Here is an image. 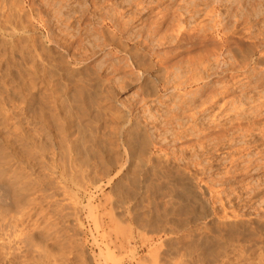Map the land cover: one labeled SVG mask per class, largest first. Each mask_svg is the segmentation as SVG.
Instances as JSON below:
<instances>
[{
  "label": "rangeland",
  "instance_id": "1",
  "mask_svg": "<svg viewBox=\"0 0 264 264\" xmlns=\"http://www.w3.org/2000/svg\"><path fill=\"white\" fill-rule=\"evenodd\" d=\"M46 1L52 150L0 142V220L32 230L0 264H264V0Z\"/></svg>",
  "mask_w": 264,
  "mask_h": 264
},
{
  "label": "bare ground",
  "instance_id": "2",
  "mask_svg": "<svg viewBox=\"0 0 264 264\" xmlns=\"http://www.w3.org/2000/svg\"><path fill=\"white\" fill-rule=\"evenodd\" d=\"M44 1V0H43ZM141 1V0H140ZM205 1V0H204ZM212 1V0H211ZM48 2V0L46 1ZM53 2V1H52ZM67 2V0H66ZM86 2V1H85ZM138 2V1H137ZM142 2V1H141ZM217 2V0H216ZM216 2H212L211 4H214ZM233 2V1H232ZM254 2V0H253ZM56 3V2H55ZM54 3V4H55ZM88 3V2H87ZM210 3V2H209ZM69 4V2H68ZM140 4V2H139ZM138 4V5H139ZM201 4V3H200ZM199 4V5H200ZM203 4V3H202ZM46 9L48 10V4H46ZM61 5V4H60ZM143 5V4H142ZM145 5V4H144ZM197 5V4H196ZM198 5V7H199ZM5 8L6 11H3L2 8ZM45 6V4H44ZM43 6V8H44ZM53 5H51L52 7ZM90 10L92 11H101L104 8L107 11V9H112V4L110 0H90L89 5ZM137 6V5H135ZM41 6L37 7L34 5L33 0H1L0 4V142L3 141V144H14L12 141H19L21 144H24L25 147V153L21 154V157L26 156V159H28V153L35 152L34 154L38 155L39 157H44L46 153H49V149H51V145L48 146V143L43 141V135L47 134L46 132L51 130V121L52 119V111H56V103L58 93L56 89V84L53 82V76H56L53 68L51 59V53L53 52L51 50L48 37H46V41L48 43L46 44V47L44 49V54L38 52L35 44L34 39L30 35V28L27 24H24L23 19L26 16V11H41L45 10L40 8ZM50 7V6H49ZM72 7V6H71ZM134 7V6H133ZM183 7V6H182ZM197 7V8H198ZM204 7H206L207 11H210L213 9H209L210 7H207V4ZM216 7V6H215ZM67 8V7H66ZM136 8V7H135ZM141 8V6H140ZM195 8V7H194ZM56 9V8H54ZM87 9V8H86ZM200 9V8H199ZM202 10V9H201ZM225 10V9H224ZM240 10V9H239ZM52 11V10H51ZM57 11V10H56ZM198 11V10H197ZM206 11V12H207ZM228 11V10H227ZM46 12V11H45ZM29 13V12H28ZM35 13V12H34ZM31 14V13H30ZM38 14V13H37ZM31 17V15H29ZM131 16V15H130ZM209 16V15H208ZM28 21V15L26 16ZM207 17V16H206ZM38 18V17H37ZM40 18V17H39ZM26 19V18H25ZM154 21V20H153ZM155 22V21H154ZM241 22V21H240ZM26 23H29L26 21ZM199 23V22H198ZM200 24V23H199ZM212 24V23H211ZM194 27V26H193ZM34 29V26L32 27ZM49 29V28H48ZM51 29V28H50ZM172 29V28H171ZM181 29V27H180ZM189 29V28H188ZM237 29V28H236ZM192 30V29H191ZM48 31V30H47ZM171 31V30H170ZM249 31V30H248ZM34 32V31H33ZM239 32V31H238ZM47 33V32H46ZM178 33V32H177ZM186 33V32H185ZM189 33V32H188ZM112 34V33H111ZM153 34V33H152ZM237 34V33H236ZM51 35V34H50ZM49 35V36H50ZM204 37V36H203ZM202 37V38H203ZM44 38V37H43ZM139 39V38H138ZM37 40V39H36ZM42 40V39H39ZM230 41V40H229ZM20 45H18V44ZM248 43V42H247ZM42 45V44H41ZM67 45V44H66ZM217 46V45H216ZM67 46H65L66 48ZM53 49V48H52ZM52 51V52H51ZM53 55V54H52ZM245 55V54H244ZM261 55V54H260ZM138 56V55H137ZM167 56V55H166ZM192 56V55H191ZM61 57V56H60ZM59 59V58H58ZM61 60H58L61 63H65L67 65V60L64 59L62 56L60 58ZM192 59V58H191ZM215 59V58H214ZM56 60V59H55ZM56 61V62H58ZM62 61V62H61ZM67 61V62H66ZM55 62V61H54ZM58 62V63H59ZM3 65L5 67H3ZM62 65V64H61ZM63 66V65H62ZM65 66V65H64ZM61 67V66H59ZM68 69V67H66ZM170 68V67H169ZM194 68V67H193ZM235 68V67H234ZM53 70V74L52 73ZM73 70V69H72ZM68 71V70H67ZM71 71V70H70ZM57 72V71H56ZM60 72V70H59ZM65 73V72H64ZM166 73V72H165ZM65 75V74H60ZM62 76V77H63ZM61 77V78H62ZM177 77V76H176ZM175 77V78H176ZM195 77V76H194ZM193 78V76H192ZM196 78V77H195ZM201 78V77H200ZM55 79V78H54ZM64 80V78L62 79ZM61 80V81H62ZM77 80V79H76ZM196 79L192 80L195 81ZM57 81V80H56ZM79 81V80H78ZM89 81V80H88ZM91 81V80H90ZM169 81V80H168ZM174 81V80H173ZM221 81V80H220ZM70 82V81H69ZM68 83V82H67ZM191 83V82H190ZM60 84V83H59ZM58 84V85H59ZM73 84V83H72ZM62 85V84H61ZM84 85V84H83ZM175 85V84H174ZM179 85V84H178ZM203 85V84H202ZM60 86V85H59ZM97 86V85H96ZM176 86V85H175ZM183 86V85H182ZM60 88V87H59ZM58 88V89H59ZM62 88V87H61ZM81 88V87H80ZM185 88V87H184ZM65 89V88H64ZM79 89V88H78ZM82 89V88H81ZM80 89V90H81ZM85 89V88H84ZM170 89V88H169ZM173 89V88H172ZM200 89V88H199ZM215 89V88H214ZM57 90V91H56ZM60 90V89H59ZM63 90V89H61ZM197 90V89H196ZM209 90V89H208ZM62 92V91H61ZM65 92V91H64ZM174 92V91H173ZM221 92V91H220ZM225 92V91H224ZM187 93V92H185ZM199 93V92H198ZM83 94V92H82ZM193 94V93H192ZM66 95V94H65ZM77 95V94H76ZM238 95V94H237ZM184 96H187L186 94ZM214 96V95H211ZM209 96L210 98H212ZM82 97V96H81ZM215 97V96H214ZM65 98V97H64ZM209 98V99H210ZM225 100V99H224ZM63 101V99H62ZM180 101V100H179ZM208 101V100H207ZM202 102V101H201ZM11 103V104H9ZM59 103V102H58ZM111 103V102H110ZM208 103V102H207ZM213 103V102H212ZM64 104V103H63ZM181 104V103H180ZM221 104V103H220ZM225 104V103H223ZM60 105V104H59ZM209 105V104H208ZM210 106V105H209ZM221 106V105H220ZM58 107V106H57ZM93 107V106H92ZM180 107V105H179ZM202 107V106H201ZM15 109L18 110L16 112ZM95 108V107H94ZM237 110V109H236ZM61 111V110H60ZM198 111V110H197ZM199 111H201L199 109ZM59 112V111H58ZM66 112V111H65ZM173 112V111H172ZM20 113V115L16 114ZM63 113V112H62ZM191 113V111L189 112ZM175 115V114H174ZM193 115V114H192ZM190 116V115H189ZM218 116V115H217ZM181 117V116H180ZM192 117V116H191ZM70 118V117H69ZM128 118V117H127ZM195 118V115H194ZM258 118V117H257ZM25 119H34L38 122L39 125L37 128L33 129L34 131L31 132V129L29 130V124L28 121ZM51 119V120H50ZM166 119V118H165ZM56 120V119H55ZM65 120V119H64ZM254 121V120H253ZM258 121V120H257ZM32 123V122H31ZM63 123V122H62ZM28 124V125H27ZM33 124V123H32ZM57 125V124H55ZM69 125V124H68ZM59 126V125H58ZM62 126V124H61ZM33 127V126H30ZM66 127V126H65ZM241 127V126H240ZM258 127V126H257ZM59 128V127H58ZM88 128V127H87ZM124 128V127H123ZM250 128V127H249ZM53 129V128H52ZM61 131H65L64 126H62ZM114 129V128H113ZM116 129V128H115ZM57 130V129H56ZM214 130V129H213ZM83 132V131H82ZM125 132V131H124ZM214 132V131H213ZM66 133V132H65ZM68 133V131H67ZM219 133V132H218ZM49 134V133H48ZM47 134V135H48ZM221 134V133H220ZM59 135V134H58ZM63 139L65 137V134L63 133ZM74 135V134H73ZM57 136V135H56ZM60 136V135H59ZM88 136V135H87ZM96 136V135H95ZM47 137V136H45ZM58 137V136H57ZM77 137V136H76ZM79 137V136H78ZM121 137V136H120ZM48 138V137H47ZM262 138V137H261ZM59 139V137H58ZM211 139V138H210ZM43 141V142H42ZM48 141V140H47ZM58 141V140H56ZM5 142V143H4ZM59 142V141H58ZM148 142V141H147ZM1 143V144H2ZM52 143V142H50ZM64 143V142H63ZM60 142V148L62 147L64 149V144ZM97 143V142H96ZM142 144V143H141ZM144 144V143H143ZM71 145V144H70ZM79 145V144H78ZM101 145V144H100ZM1 146V145H0ZM3 146V145H2ZM87 146V145H86ZM118 146V145H117ZM12 147V145H11ZM15 147V145H13ZM48 147H51L48 149ZM74 147V146H73ZM76 147V146H75ZM142 147V146H141ZM147 147V146H146ZM3 148H6L3 146ZM59 148V149H60ZM62 148L60 149L62 151ZM105 148V147H104ZM107 148V147H106ZM8 149V148H7ZM9 149H12L9 147ZM15 149V148H14ZM69 149V147H68ZM52 150V149H51ZM54 150V149H53ZM65 150V149H64ZM63 150V151H64ZM102 150V149H101ZM145 150V149H144ZM149 150V149H148ZM14 151V150H13ZM12 151V152H13ZM19 151V150H18ZM22 151V150H21ZM24 151V150H23ZM60 151V152H61ZM79 151V150H78ZM11 152V151H10ZM51 154L55 151H50ZM92 152V151H90ZM5 153V152H4ZM21 153V152H20ZM65 154L64 152H61L59 154ZM111 153V152H110ZM217 153V152H216ZM62 154V155H63ZM103 154V153H102ZM125 154V153H124ZM15 155V154H14ZM66 155V154H65ZM13 156V155H12ZM18 156V155H17ZM61 156V155H60ZM20 157V156H18ZM49 157V154L46 156ZM45 157V158H46ZM53 158V156H50ZM63 157V156H62ZM61 157V159H62ZM92 157V156H91ZM116 157V155H115ZM15 158V157H14ZM33 158V157H32ZM35 158V157H34ZM43 158V159H45ZM12 159V158H11ZM20 159H25L20 158ZM25 159V160H26ZM31 159V156L29 157V160ZM39 159V158H38ZM40 158V160H43ZM66 159V158H65ZM69 159V158H68ZM13 160V159H12ZM15 160V159H14ZM32 160V159H31ZM35 160V159H34ZM55 160V159H54ZM73 160V159H72ZM17 161V160H16ZM18 162V161H17ZM42 162V161H40ZM69 162V161H68ZM77 162V161H76ZM119 162V161H118ZM160 162V161H159ZM45 163V162H43ZM42 163V164H43ZM58 162H56L57 164ZM25 164V163H24ZM60 164V163H58ZM63 163H61L62 166ZM69 164V163H68ZM72 164V163H71ZM74 164V163H73ZM72 164V165H73ZM256 164V163H255ZM48 166L49 164L46 163ZM45 165V166H46ZM25 166V165H23ZM27 166V165H26ZM60 166V165H58ZM57 166V167H58ZM22 167V166H21ZM49 167V166H48ZM56 168V166H54ZM64 166H62L63 168ZM20 168V167H19ZM45 169V167H43ZM50 168V167H49ZM48 168V169H49ZM141 168V167H140ZM51 169V168H50ZM69 169V168H68ZM80 169V168H79ZM52 170V169H51ZM54 170V168H53ZM52 170V171H53ZM81 170V169H80ZM107 170V169H106ZM165 170V169H164ZM205 170V169H204ZM13 171V170H12ZM62 171V170H61ZM65 171V170H64ZM63 172V171H62ZM13 173V172H12ZM17 173V172H16ZM154 174V173H153ZM12 175V174H11ZM15 175V174H14ZM194 175V174H193ZM16 176V175H15ZM226 176V175H225ZM14 177V176H13ZM17 178V177H15ZM93 178V177H92ZM18 179V178H17ZM110 179V178H109ZM15 181V180H14ZM17 181V180H16ZM72 181V180H71ZM36 182V181H35ZM33 184H38L37 183ZM17 183V182H15ZM31 183L28 181V184ZM32 184V183H31ZM42 184V183H41ZM46 184V183H45ZM18 185V183H17ZM135 185V184H134ZM42 186V185H41ZM152 188V187H151ZM207 188V187H206ZM213 188V187H212ZM240 190V189H239ZM43 191V190H42ZM45 193V192H44ZM170 193V192H169ZM165 194V193H164ZM184 196V195H183ZM160 198V197H159ZM160 202V201H159ZM168 204V203H167ZM187 206V205H186ZM194 207V206H193ZM19 209V208H18ZM157 209V208H156ZM20 211V210H19ZM160 211V210H159ZM18 213V212H17ZM152 213V212H151ZM169 214V213H168ZM12 215V214H11ZM17 215V214H15ZM20 215V214H19ZM5 216V215H4ZM2 216V217H4ZM111 216V215H110ZM146 216V215H145ZM184 216V215H183ZM0 216V218H2ZM10 217V216H9ZM14 217V216H13ZM19 218V216H16ZM6 218V217H5ZM8 218V216H7ZM12 216L9 218L11 221ZM115 218V217H114ZM133 218V217H132ZM238 218V217H237ZM15 219V217L13 218ZM112 219V218H111ZM2 220V221H1ZM0 220V250L4 251L5 253V260L10 261V252H7L9 249L11 251L13 245H16L18 243H22L24 241V236L27 235V232L29 236L27 237L29 240L30 235L32 237V234H30L32 230L25 231L22 235L23 231H16L13 224L11 225L9 222H6L5 220ZM17 220V218H16ZM173 220V219H172ZM9 223L11 226H7L8 224H5L9 229H6V226H3V222ZM15 221V220H14ZM110 221V220H109ZM112 221V220H111ZM15 223H18L15 221ZM97 223V221H96ZM101 223V221H100ZM116 223V222H115ZM141 223V222H140ZM99 224V223H98ZM17 225V224H15ZM124 225V224H123ZM126 225V224H125ZM139 225V224H138ZM224 225V224H223ZM227 225V224H226ZM179 226V225H178ZM6 227V228H5ZM169 227V226H168ZM18 228V226H17ZM114 228V227H113ZM178 228V227H177ZM115 229V228H114ZM164 229V228H163ZM19 230V229H18ZM40 231V230H39ZM115 231V230H114ZM113 231V232H114ZM244 231V230H243ZM218 232V231H217ZM259 232V231H258ZM118 233V231H117ZM219 235V234H218ZM46 236V235H45ZM122 236V235H121ZM252 237V236H251ZM125 238V237H124ZM260 238V237H259ZM219 239V238H218ZM237 239V238H236ZM262 239V238H260ZM26 240V239H25ZM124 240V239H123ZM32 241V240H31ZM231 241V240H230ZM259 241V240H258ZM27 243V242H23ZM179 243V242H178ZM197 243V242H196ZM45 246V247H44ZM42 245L43 249L39 253L41 256V263L42 264H49L51 260L50 259V253H49V245ZM184 246V245H183ZM207 247V246H206ZM18 248V247H17ZM16 249V248H14ZM35 249V248H34ZM37 249V248H36ZM39 249V248H38ZM205 249V248H204ZM241 249V248H240ZM199 250V249H198ZM38 251V250H37ZM40 251V250H39ZM38 251V252H39ZM246 251V250H245ZM260 251V250H259ZM37 252V253H38ZM242 252V251H241ZM3 253V252H1ZM211 254V253H210ZM226 254V253H225ZM261 254V253H260ZM201 255V254H200ZM240 255V254H239ZM259 255V254H258ZM9 256V257H8ZM204 256V255H203ZM246 256V255H245ZM264 256V255H262ZM38 257V256H37ZM250 261V260H249ZM248 261V262H249ZM139 262V261H138ZM137 262V263H138ZM247 262V263H248ZM252 262V261H251ZM136 263V264H137ZM156 263V262H155ZM207 263V262H206ZM140 264V263H139ZM214 264V263H213Z\"/></svg>",
  "mask_w": 264,
  "mask_h": 264
}]
</instances>
